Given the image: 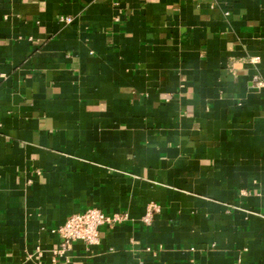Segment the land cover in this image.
Returning a JSON list of instances; mask_svg holds the SVG:
<instances>
[{
  "label": "crops",
  "instance_id": "crops-1",
  "mask_svg": "<svg viewBox=\"0 0 264 264\" xmlns=\"http://www.w3.org/2000/svg\"><path fill=\"white\" fill-rule=\"evenodd\" d=\"M0 264H264V0H0Z\"/></svg>",
  "mask_w": 264,
  "mask_h": 264
},
{
  "label": "built area",
  "instance_id": "built-area-1",
  "mask_svg": "<svg viewBox=\"0 0 264 264\" xmlns=\"http://www.w3.org/2000/svg\"><path fill=\"white\" fill-rule=\"evenodd\" d=\"M64 21L70 23L71 19L65 18ZM253 83H255L256 87L262 85L256 78L253 79ZM158 212V206L151 204L147 208L142 222L145 225H150ZM126 220V214L107 215L96 208L70 215L63 225L57 229L60 241L58 248L53 253L56 256H61L71 248L72 243L77 241H81L89 246L98 245L102 229H112Z\"/></svg>",
  "mask_w": 264,
  "mask_h": 264
}]
</instances>
